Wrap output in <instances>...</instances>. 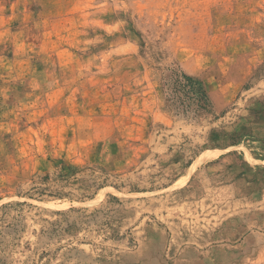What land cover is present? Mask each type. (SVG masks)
<instances>
[{"label":"rangeland","instance_id":"rangeland-1","mask_svg":"<svg viewBox=\"0 0 264 264\" xmlns=\"http://www.w3.org/2000/svg\"><path fill=\"white\" fill-rule=\"evenodd\" d=\"M0 264H264V0H0Z\"/></svg>","mask_w":264,"mask_h":264},{"label":"trees","instance_id":"trees-1","mask_svg":"<svg viewBox=\"0 0 264 264\" xmlns=\"http://www.w3.org/2000/svg\"><path fill=\"white\" fill-rule=\"evenodd\" d=\"M163 82L164 86L171 87V90H173L172 96L168 94L169 98L167 102L171 104V107H173L177 115L185 119H195L200 114L211 113L212 105L210 99L198 80L185 74L169 70L168 74L163 76ZM178 94L183 96L182 101H180V98L176 97ZM103 173L105 172L103 171ZM105 186H107V184L104 180L97 188L101 189ZM8 206L9 205H5L1 209H6ZM18 232L15 225H10L5 231V235L12 236L14 233L16 235Z\"/></svg>","mask_w":264,"mask_h":264}]
</instances>
